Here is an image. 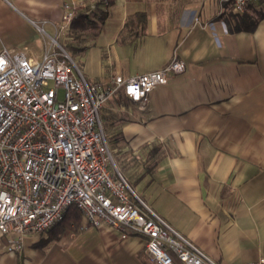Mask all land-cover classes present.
Returning a JSON list of instances; mask_svg holds the SVG:
<instances>
[{"label": "crops", "instance_id": "obj_1", "mask_svg": "<svg viewBox=\"0 0 264 264\" xmlns=\"http://www.w3.org/2000/svg\"><path fill=\"white\" fill-rule=\"evenodd\" d=\"M65 1L0 0V52L39 58ZM259 12L264 0L244 14ZM238 21L225 0H114L74 54L84 77L103 83L185 63L151 91L148 109L110 99L101 117L112 112L113 162L139 198L219 264L264 258V15L251 30ZM80 219L58 237L28 234L19 251L0 234V264H152L141 236Z\"/></svg>", "mask_w": 264, "mask_h": 264}, {"label": "built area", "instance_id": "obj_2", "mask_svg": "<svg viewBox=\"0 0 264 264\" xmlns=\"http://www.w3.org/2000/svg\"><path fill=\"white\" fill-rule=\"evenodd\" d=\"M225 1L243 13L254 0ZM80 3L63 2L39 58L7 46L0 52V234L7 250L19 251L30 233H46L72 206L91 226L141 236L152 264H219L139 198L113 162L101 120L119 91L148 109L151 91L185 63L173 58L153 71L88 81L60 41Z\"/></svg>", "mask_w": 264, "mask_h": 264}, {"label": "trees", "instance_id": "obj_3", "mask_svg": "<svg viewBox=\"0 0 264 264\" xmlns=\"http://www.w3.org/2000/svg\"><path fill=\"white\" fill-rule=\"evenodd\" d=\"M85 0H81L83 2ZM89 3L84 4L78 10L76 15L70 22L69 29L64 37L63 47L69 53V55L76 54L79 52H83L86 48L85 42L92 40L96 37L98 32L100 31L101 24L103 23L106 16V8L110 5L114 0H87ZM264 15V12H259L256 14L254 18H249L243 13H235L233 12V17H238V26L237 29H253L258 19ZM115 103H126L127 98L124 94L119 91L112 98ZM110 101V100H109ZM104 109V108H103ZM102 109V110H103ZM106 114H103L102 125L103 128L106 125H110L112 112L107 110ZM107 121V122H106ZM112 141V140H111ZM81 213L75 208L70 206L63 217V219L51 227L47 232H51L52 229L55 231L51 232L52 237H58V235L70 228L72 226L78 227L80 225ZM72 225V226H71Z\"/></svg>", "mask_w": 264, "mask_h": 264}, {"label": "rangeland", "instance_id": "obj_4", "mask_svg": "<svg viewBox=\"0 0 264 264\" xmlns=\"http://www.w3.org/2000/svg\"><path fill=\"white\" fill-rule=\"evenodd\" d=\"M82 4V3H81ZM80 7L82 6V5H79ZM43 33V37H44V40L46 41V42H49L50 41V38H49V36L48 35H51V36H53L54 35V32L52 33V34H49L48 32H46L45 31V33L44 32H42ZM48 33V34H47ZM63 40H64V38H63ZM62 42H64V41H61V43ZM71 56V58L75 61V63L78 65V67L80 66V63H79V60H78V58H76V56H74V54H72V55H70ZM74 57V58H73ZM51 85H53V83L51 82ZM62 96H63V90H62V88H60L59 87V99H62ZM109 103V102H108ZM108 103H107V105H108ZM106 105V106H107ZM105 109V108H104ZM103 109V110H104ZM101 115H102V113H101ZM101 119H102V117H101ZM104 130H105V128H104ZM106 132V131H105ZM113 156H114V154H113ZM115 158V157H114ZM116 161V160H115ZM120 172L125 176V178L126 179H128L127 178V176L125 175V173L123 172V171H121L120 170Z\"/></svg>", "mask_w": 264, "mask_h": 264}]
</instances>
